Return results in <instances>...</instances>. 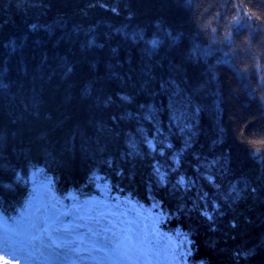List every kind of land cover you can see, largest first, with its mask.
Instances as JSON below:
<instances>
[{
  "label": "trees",
  "instance_id": "trees-1",
  "mask_svg": "<svg viewBox=\"0 0 264 264\" xmlns=\"http://www.w3.org/2000/svg\"><path fill=\"white\" fill-rule=\"evenodd\" d=\"M41 181L79 201L108 181L194 260L264 264V0H0L1 210Z\"/></svg>",
  "mask_w": 264,
  "mask_h": 264
},
{
  "label": "rangeland",
  "instance_id": "rangeland-1",
  "mask_svg": "<svg viewBox=\"0 0 264 264\" xmlns=\"http://www.w3.org/2000/svg\"><path fill=\"white\" fill-rule=\"evenodd\" d=\"M38 185L35 187V192L33 198L29 201L27 208H25L24 213H27V217L25 218L24 226L27 228L28 232H31V234L28 235V239L26 242L30 243L32 242L35 244L34 246L39 247V251L41 252V249H43L44 255L47 257L53 258L55 261H62L65 260L67 257L64 253L63 250H50L48 248H43L44 245L49 244L48 238H47V233L45 232V229L49 230H55L56 228H62L64 225L68 224H80L84 225V227H81L77 230L76 235L79 237V239L82 241V243H77L75 246L80 248V257L77 255H74L75 257L79 258L76 264H97L98 261H103V264H111V260L115 259H123V257H117L113 256L111 258L105 256L104 254H89V249L91 248L90 240H95L96 237H93L92 233L88 231L89 228H91L96 234L97 232H100V234H104V238L107 237L109 240H112L114 243H119L121 244V251L126 252L128 249H132V252L129 253L131 258L136 259L138 256V253L136 252L135 248L133 247L132 243H129V241L125 238V234L122 232L117 231V228H115L114 225L120 224L122 228L125 230L130 227L128 224L129 217L127 216V212L121 211L119 212L118 210L114 212L118 217L120 213L124 215V218L121 221H118L115 219L114 216L112 218L115 221H107L104 219L103 214L109 212L108 206H107V201L104 200L103 203L105 206L102 208L103 210H100V212H94L92 216H83L80 215V212L78 210H71L70 213L71 215L68 216H60V213H66L63 208H61L60 204L56 202L54 197L51 195L50 191L48 190L46 185H43L41 183H37ZM74 205H72L73 207ZM62 209V210H60ZM93 207L88 206L87 210L91 212ZM55 211V212H54ZM1 213V211H0ZM138 213L144 217L142 212L138 210ZM148 213L151 215L153 213L152 209L148 210ZM101 214V215H100ZM76 216L74 219L73 216ZM78 215V216H77ZM93 217V220L97 222L95 225L89 226V221H87L88 218ZM160 221V217L156 215V217L152 218V222L156 223L157 221ZM91 224V223H90ZM99 224V228L97 230L96 225ZM113 224V225H112ZM128 227H127V226ZM107 230V231H106ZM150 233V229H147V232H144L139 235V238L134 237V242L136 244L139 243L140 239L143 238L144 236H148ZM2 232L0 231V235ZM33 237H36V239H33ZM20 242L22 240L17 239ZM147 241L149 242V237H147ZM178 242V241H177ZM156 245L155 247L158 248ZM32 248L30 246L28 249ZM159 249V248H158ZM21 250L25 251L26 249L22 248ZM8 252L7 246H2L0 247V264H3V261H6V264H20L22 260L16 259L17 256H25V253L23 252H16V255H7L6 253ZM26 252V251H25ZM69 256V255H68ZM142 258V257H141ZM151 259L154 260V256L150 257ZM171 259V256L167 259L163 254L161 257H159V260L161 261V264H167L168 260ZM10 260V262H9ZM23 264H34L30 262L28 259H24Z\"/></svg>",
  "mask_w": 264,
  "mask_h": 264
},
{
  "label": "snow or ice",
  "instance_id": "snow-or-ice-1",
  "mask_svg": "<svg viewBox=\"0 0 264 264\" xmlns=\"http://www.w3.org/2000/svg\"><path fill=\"white\" fill-rule=\"evenodd\" d=\"M111 11L116 12V8H112ZM32 27H36L33 25ZM94 43V42H90ZM153 47L157 46L158 42L156 40L151 41ZM102 47V45H101ZM116 50L113 49V52ZM68 72H71V68L68 69ZM121 100L123 101H131V97L125 95L120 97ZM111 98H109V101ZM150 147L152 148L153 151H156V145L152 144L151 141H147ZM168 148H172V145L169 144L167 145ZM161 155H163V152L161 151ZM109 165H111V161H107ZM176 163H179L178 158L176 159ZM156 175H157V180L160 185H165L167 183L166 175L167 173H161L160 168L157 167L154 169ZM172 171H176L175 168L172 169ZM119 174V173H118ZM17 180L20 179L19 175L16 177ZM211 180V177L208 178ZM189 181L185 179L184 176H180L177 181H176V187L177 190L179 188L185 187ZM194 183V182H192ZM3 188L5 189H11L12 185L11 184H3ZM235 191V189H233ZM253 192L256 191V189H252ZM75 199V197H73ZM216 209H219V205L215 204L213 205ZM72 213L66 212L63 213L62 215L68 216L71 215ZM208 221H213L214 218L210 214L209 211H203L201 213ZM137 215H140L137 213ZM128 224L130 227L127 229V232L125 234V238L129 241V243L133 244V247L135 248L136 252L138 253V256L136 259H132L129 253L132 252V249H128L126 252L121 251V244L119 243H114L112 240H109L107 237L103 239H95L94 242L92 243L91 248L88 250L89 254H104L105 256L111 258L113 256L117 257H123V259H115L111 260V264H161V261L159 260V257L161 254H163L165 257L171 256V259L168 260L167 264H207L205 260H199L196 261L193 259L194 257V251H193V246L194 242L189 238V234H184L183 235V243L179 242H173L172 237L169 236V245L164 246L163 249H158L154 247L150 242L147 241V237L144 236L143 238L140 239L139 243L136 244L134 242V236H137L138 233L136 232V229L131 227V225H136L138 228L140 225L138 224L137 221H128ZM233 227L236 225L233 224ZM84 227V225L80 224H68L64 225L62 228H56L54 231L45 229V232L47 233V238L49 241V244L44 245L43 248H48L50 250H63L65 255H79L80 254V248L76 247L75 245L79 242L82 243V241L79 239V237L76 235V232L79 228ZM146 227V226H145ZM89 232L92 233L93 237H96V233L89 228ZM107 231V230H106ZM154 232L159 235L158 228H154ZM33 239H36V237H33ZM16 241L14 240H4L0 238V247L8 245L15 247ZM159 242L157 241V244ZM15 255V252L13 253ZM41 255L44 254L43 249H41L40 252ZM255 252L253 249H249L245 252H237L236 255L237 257L243 256L245 259H247L249 256L254 255ZM155 256L157 259L153 260L150 257ZM142 257V258H141ZM42 264H51L50 261H44ZM72 264H76V261H72ZM97 264H103V261H98Z\"/></svg>",
  "mask_w": 264,
  "mask_h": 264
},
{
  "label": "bare ground",
  "instance_id": "bare-ground-1",
  "mask_svg": "<svg viewBox=\"0 0 264 264\" xmlns=\"http://www.w3.org/2000/svg\"><path fill=\"white\" fill-rule=\"evenodd\" d=\"M107 202L108 203H110V204H112V201L109 199V198H107ZM159 245H162L161 243H158ZM154 247L156 246V244H152ZM74 258V255H69V256H67V259H68V261H71L72 259Z\"/></svg>",
  "mask_w": 264,
  "mask_h": 264
}]
</instances>
